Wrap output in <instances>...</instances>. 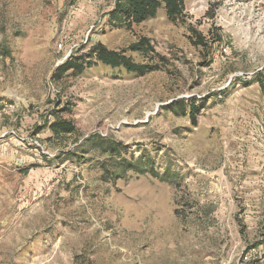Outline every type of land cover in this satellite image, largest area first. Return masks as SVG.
Returning <instances> with one entry per match:
<instances>
[{"label":"rangeland","instance_id":"374dc122","mask_svg":"<svg viewBox=\"0 0 264 264\" xmlns=\"http://www.w3.org/2000/svg\"><path fill=\"white\" fill-rule=\"evenodd\" d=\"M116 1L0 0V264H264V0Z\"/></svg>","mask_w":264,"mask_h":264},{"label":"trees","instance_id":"16d2710c","mask_svg":"<svg viewBox=\"0 0 264 264\" xmlns=\"http://www.w3.org/2000/svg\"><path fill=\"white\" fill-rule=\"evenodd\" d=\"M186 0H117L114 11L110 14L112 20L120 21L128 26L140 25L143 22L154 18L160 9H165L167 16L171 20L178 18L184 10ZM133 51L147 52L150 46L146 41L140 45L132 47ZM90 56L112 68H122L130 73H137L144 76L155 70V67L148 64L136 63L131 57L116 51L109 50L105 45L99 43L95 45ZM85 56L71 57L63 66L62 72L72 70L76 74L84 72L92 63H85ZM191 118L196 124L197 108L191 103ZM53 134H71L75 132V126L68 121H56L49 127Z\"/></svg>","mask_w":264,"mask_h":264}]
</instances>
